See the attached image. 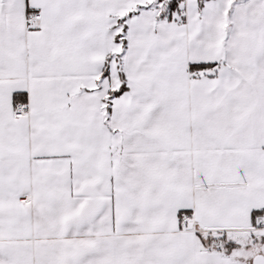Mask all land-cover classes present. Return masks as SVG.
Listing matches in <instances>:
<instances>
[{
	"label": "snow or ice",
	"instance_id": "snow-or-ice-1",
	"mask_svg": "<svg viewBox=\"0 0 264 264\" xmlns=\"http://www.w3.org/2000/svg\"><path fill=\"white\" fill-rule=\"evenodd\" d=\"M0 264H264V0H0Z\"/></svg>",
	"mask_w": 264,
	"mask_h": 264
}]
</instances>
